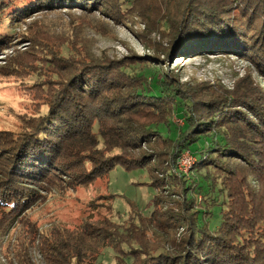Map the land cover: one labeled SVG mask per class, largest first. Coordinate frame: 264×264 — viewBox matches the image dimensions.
I'll use <instances>...</instances> for the list:
<instances>
[{"label": "rangeland", "instance_id": "374dc122", "mask_svg": "<svg viewBox=\"0 0 264 264\" xmlns=\"http://www.w3.org/2000/svg\"><path fill=\"white\" fill-rule=\"evenodd\" d=\"M178 2L106 0L107 8L100 11L91 5L88 9L69 8V0H63L55 7L47 4L39 10V5L21 18L0 23L5 27L1 30L5 37H0V174L11 168L10 150L17 153L16 148L35 135L30 134L31 130L27 132L28 119L52 114L57 106L52 110L50 106L58 104V99L62 100L75 86L74 77L96 64L111 65V77L127 81L126 92L132 90L131 84L139 85L140 81L126 79L115 69L140 58L156 62L167 74L178 77L192 97H213L218 88L231 90L247 76L264 88V77L242 55L202 53L184 60L177 58L178 45L171 40L170 24ZM108 95L111 96L109 93L105 98ZM167 107L158 106L154 111L141 106L134 121H166ZM194 112L202 111L195 106ZM169 113L171 121L183 127V116ZM156 142V150L166 165L171 149L163 140ZM200 146L197 143L191 149ZM145 148L150 151L152 147ZM67 153L65 169L59 175L48 176L41 194L27 210L16 215L0 208V264H142L154 251H162L157 259L165 257L172 262L173 257V263L184 260L181 254L188 252L190 238L186 227H158L148 221L134 245L127 244L133 241L130 232L136 229L134 221L141 223L153 214L151 203L157 191L147 169L117 166L108 175L81 184L79 180L92 170L93 164L86 154L72 157L68 150ZM195 162L191 151L180 152L172 172L178 177L180 173L190 176ZM69 165L74 171L67 169ZM152 172L159 189L160 196L155 200L158 206L191 209L184 195L162 180L165 171ZM260 173L258 178L250 177L249 182L243 178L231 193L240 194L229 200L231 204L241 202L238 211L257 210L258 198H264V170ZM219 218L216 213L213 226ZM242 221L245 256L252 252L254 261L264 264V222L249 216ZM56 245L64 249V256L56 257ZM76 255L80 256L74 258Z\"/></svg>", "mask_w": 264, "mask_h": 264}, {"label": "trees", "instance_id": "16d2710c", "mask_svg": "<svg viewBox=\"0 0 264 264\" xmlns=\"http://www.w3.org/2000/svg\"><path fill=\"white\" fill-rule=\"evenodd\" d=\"M19 1L0 0V23L21 18L39 5V10L47 4L55 7L63 0ZM69 2V8H107L106 0ZM175 14L170 34L178 45L177 58L184 60L202 53L242 55L264 77V0H179ZM3 29L0 26V37H5ZM101 66L96 64L75 76V86L62 100L58 99V104L50 106V110L57 106L52 114L28 119L27 132L31 130L30 134L35 135L21 143L17 153L10 150L11 168L0 174V208L16 215L27 210L41 194L48 176L59 175L65 169L68 150L72 157L86 154L93 164L92 170L79 180L81 184L104 177L117 166L149 171L151 185L157 191L151 203L153 214L141 223L134 221L136 229L131 230L133 241L128 245H134L148 221L158 227L161 224L190 229L188 252L181 254V263H173V257L172 262L165 257L157 259L162 251H154L142 264H258L252 252L245 256L240 227L248 216L264 222V198H258L254 204L257 210L250 209L248 213L238 211L239 200L232 204L229 200L240 196L239 192L231 193L243 178L249 182L250 177L258 178L264 170V88L247 76L231 90L218 88L213 97H192L178 77L167 74L156 62L140 58L115 69L126 79L140 81L139 85L131 84L132 90L126 92L127 81L111 77V65ZM109 93L111 96L105 98ZM167 105L166 121H134L141 106L156 111L158 106ZM195 106L202 112H194ZM169 112L183 116V127L171 121ZM159 140L171 149L166 165L156 150ZM197 143L201 146L192 150ZM147 145L152 147L150 151L145 150ZM185 150L196 158L194 173H180L178 177L172 166ZM67 169L74 171L71 165ZM159 169L167 173L162 180L177 194H183L191 209L179 211L156 204L160 195L152 171ZM216 213L220 218L213 226ZM54 251L56 257L64 256L61 246L56 245ZM77 256L80 255L74 258Z\"/></svg>", "mask_w": 264, "mask_h": 264}]
</instances>
